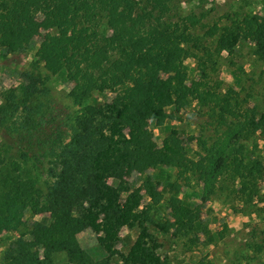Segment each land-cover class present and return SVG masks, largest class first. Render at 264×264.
<instances>
[{
	"label": "trees",
	"instance_id": "16d2710c",
	"mask_svg": "<svg viewBox=\"0 0 264 264\" xmlns=\"http://www.w3.org/2000/svg\"><path fill=\"white\" fill-rule=\"evenodd\" d=\"M39 33L34 55L41 69L22 71L19 86L2 92L0 135L51 179L41 188L17 161L2 167L0 231L19 229L25 212L51 216L30 221L0 264H168L151 230L194 236L198 209L176 191L163 199L150 175L130 187L125 175L132 172L175 167L185 180L189 174L201 183L204 200L227 180L233 193L252 200L264 163L241 140L253 134L264 140V110L243 107L212 74L222 52L231 55L244 43L264 64V11L219 24L196 13L172 14L171 0H0L2 54L28 50ZM190 56L195 77L188 78ZM56 74L72 83L73 112L50 96L47 81ZM191 102L216 131L210 142L198 138L196 158L176 129L158 145L149 128L151 122L161 129ZM4 156L1 149L0 164ZM158 204L166 209L160 220L151 212ZM124 226L137 231L126 253L115 248ZM85 228L98 232L102 257L80 245L77 235Z\"/></svg>",
	"mask_w": 264,
	"mask_h": 264
},
{
	"label": "rangeland",
	"instance_id": "374dc122",
	"mask_svg": "<svg viewBox=\"0 0 264 264\" xmlns=\"http://www.w3.org/2000/svg\"><path fill=\"white\" fill-rule=\"evenodd\" d=\"M263 11L264 0H171L172 14L196 13L206 23L216 21L227 24L236 16L245 13L261 14ZM197 32L201 33L200 30ZM41 36L37 34L31 48L22 53L2 54L0 50V100L5 89L19 86L22 71L34 67L41 69V64L35 63L34 55ZM184 63L189 69L188 78L195 77L194 59L187 57ZM216 69L212 77L221 81V88L231 87L243 107L256 105L257 109L264 110V64L251 53L248 43L239 44L231 55L222 52ZM47 85L55 105L62 111H75L77 106L67 96L72 83L63 74L49 75ZM209 121L204 109L191 102L177 118L168 119L161 129L151 122L149 128L158 145L171 128L176 129L187 154L196 158L201 151L198 138L210 142L216 136L215 128ZM241 142L247 153L259 157L264 163V140L259 134L249 135ZM10 143L6 135H0V150L5 153V161L0 164V174L4 165L7 167L11 160H15L20 163L22 175L35 179L38 186L45 188L44 181L51 178L41 172L32 160L19 158L18 151ZM147 175L152 177L155 187L163 193V199L176 191L178 196L191 202L199 212L200 227L194 236L173 237L170 233L151 230L160 243L158 253L161 258H166L168 264H264V177L258 179V192L248 202L245 197L232 192L233 184L229 180L223 181L221 188L204 200L201 198V183L189 174H186L189 179L185 180L179 176L175 167L150 169L146 175L132 172L126 174L125 178L130 187L139 188ZM106 181L113 185L118 183L117 179L111 177H107ZM172 183L176 186H172ZM125 195L121 194L120 203ZM151 212L155 219L160 220L164 218L166 209L164 204H158ZM50 216L51 213L46 212H25L24 224L19 229L0 231V258L4 249L27 230L30 221H49ZM136 233L135 228L122 227L115 248L126 253ZM97 234L85 228L77 235L80 245L94 259L104 255L97 243Z\"/></svg>",
	"mask_w": 264,
	"mask_h": 264
}]
</instances>
